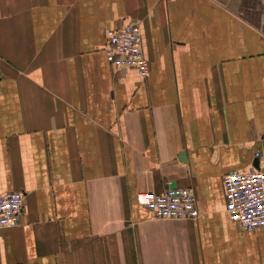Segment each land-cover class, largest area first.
Listing matches in <instances>:
<instances>
[{"label": "crops", "instance_id": "obj_1", "mask_svg": "<svg viewBox=\"0 0 264 264\" xmlns=\"http://www.w3.org/2000/svg\"><path fill=\"white\" fill-rule=\"evenodd\" d=\"M133 22L144 79L106 59ZM263 22L264 0H0V192L26 194L0 264H264L222 183L264 167ZM169 186L197 219L136 203Z\"/></svg>", "mask_w": 264, "mask_h": 264}, {"label": "built area", "instance_id": "obj_2", "mask_svg": "<svg viewBox=\"0 0 264 264\" xmlns=\"http://www.w3.org/2000/svg\"><path fill=\"white\" fill-rule=\"evenodd\" d=\"M106 59L118 69L134 70L140 79L149 71L144 56L139 23L118 30H108ZM262 153H255L261 159ZM225 212L231 222L247 232L264 228V167H251L245 172H231L222 179ZM25 192H0V232L18 226L24 213ZM136 203L150 211L157 220H189L200 216L196 197L190 188L169 186L161 193H140Z\"/></svg>", "mask_w": 264, "mask_h": 264}, {"label": "water", "instance_id": "obj_3", "mask_svg": "<svg viewBox=\"0 0 264 264\" xmlns=\"http://www.w3.org/2000/svg\"><path fill=\"white\" fill-rule=\"evenodd\" d=\"M263 26H264V22H263ZM184 157H185V153L182 152V153L180 154V158H181V159H184ZM254 164H255V167L258 168V160H255Z\"/></svg>", "mask_w": 264, "mask_h": 264}]
</instances>
